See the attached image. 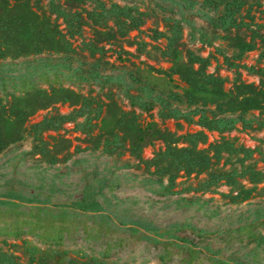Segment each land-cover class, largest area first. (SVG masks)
<instances>
[{
  "label": "rangeland",
  "instance_id": "1",
  "mask_svg": "<svg viewBox=\"0 0 264 264\" xmlns=\"http://www.w3.org/2000/svg\"><path fill=\"white\" fill-rule=\"evenodd\" d=\"M0 264H264V0H0Z\"/></svg>",
  "mask_w": 264,
  "mask_h": 264
},
{
  "label": "trees",
  "instance_id": "2",
  "mask_svg": "<svg viewBox=\"0 0 264 264\" xmlns=\"http://www.w3.org/2000/svg\"><path fill=\"white\" fill-rule=\"evenodd\" d=\"M231 24H233V20L231 17H227L226 19L223 20V23H221V26L225 29H227L228 27L231 26ZM50 122H48L47 120L44 121L42 123V127H47L49 125H52V124H49ZM202 125L204 127H207L208 129H214V130H217V131H222L224 129H228V125L224 122H220V121H209L207 124L205 123H202ZM163 157L167 158V159H170L171 160V163L173 165H182L184 162H188V163H191V161L189 162L188 160V156L185 155H178V156H175V155H172L170 153V151H167V152H164L162 154Z\"/></svg>",
  "mask_w": 264,
  "mask_h": 264
}]
</instances>
